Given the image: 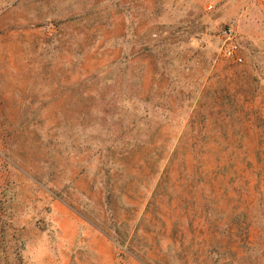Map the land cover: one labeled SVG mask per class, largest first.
<instances>
[{
  "label": "rangeland",
  "instance_id": "374dc122",
  "mask_svg": "<svg viewBox=\"0 0 264 264\" xmlns=\"http://www.w3.org/2000/svg\"><path fill=\"white\" fill-rule=\"evenodd\" d=\"M232 248L264 264V0H0V264Z\"/></svg>",
  "mask_w": 264,
  "mask_h": 264
},
{
  "label": "built area",
  "instance_id": "2783aa9c",
  "mask_svg": "<svg viewBox=\"0 0 264 264\" xmlns=\"http://www.w3.org/2000/svg\"><path fill=\"white\" fill-rule=\"evenodd\" d=\"M219 36L223 42L222 50L225 57L236 63H241L242 57L240 52V46L237 43L234 30L230 27L222 29L219 32Z\"/></svg>",
  "mask_w": 264,
  "mask_h": 264
},
{
  "label": "trees",
  "instance_id": "16d2710c",
  "mask_svg": "<svg viewBox=\"0 0 264 264\" xmlns=\"http://www.w3.org/2000/svg\"><path fill=\"white\" fill-rule=\"evenodd\" d=\"M109 236V235H108ZM110 238H112L113 239V241H115V242H118V243H120V244H123V242H125V239L124 240H122L121 241V239H119L117 236L115 237H110ZM234 249L232 248V249H230V251L231 252H233V259H229V260H225V259H220V261H218L217 260V258H218V251L216 250V249H212L209 253H208V256H210V255H215L216 257H215V259L213 258V260H214V262L215 263H213V264H235V263H237L238 262V260L236 259H234V256L235 257H238L239 258V255H238V252L237 251H233ZM134 257L136 258V259H138L142 264H151V263H147L146 261H145V259H143V257H141V256H139V255H135L134 254ZM154 262V261H153Z\"/></svg>",
  "mask_w": 264,
  "mask_h": 264
}]
</instances>
